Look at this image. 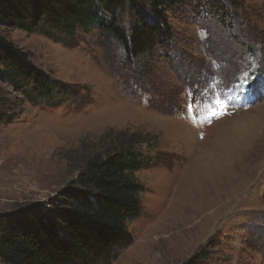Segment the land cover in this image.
<instances>
[{
    "label": "rangeland",
    "instance_id": "374dc122",
    "mask_svg": "<svg viewBox=\"0 0 264 264\" xmlns=\"http://www.w3.org/2000/svg\"><path fill=\"white\" fill-rule=\"evenodd\" d=\"M237 1L173 6L172 39L139 58L97 29L0 27L59 84L50 102L0 82V219L47 209L105 133L140 132L142 215L111 264H264V0Z\"/></svg>",
    "mask_w": 264,
    "mask_h": 264
},
{
    "label": "trees",
    "instance_id": "16d2710c",
    "mask_svg": "<svg viewBox=\"0 0 264 264\" xmlns=\"http://www.w3.org/2000/svg\"><path fill=\"white\" fill-rule=\"evenodd\" d=\"M187 1L0 0V27L29 33L46 27L48 35H60L64 43L79 30L97 29L119 42L128 56L139 58L168 44L173 36L169 12ZM209 1L218 12L225 8L222 0ZM127 12L133 16L130 25L122 17ZM0 82L31 101L53 102L59 96L58 82L1 31ZM10 110L0 101V125L12 122ZM146 140L140 132L105 133L75 159L80 164L76 177L47 209L1 218L0 263L111 264L133 243L129 225L142 215L144 186L136 172L145 164L140 146ZM203 258L194 256L186 264H200Z\"/></svg>",
    "mask_w": 264,
    "mask_h": 264
},
{
    "label": "snow or ice",
    "instance_id": "6c2138e0",
    "mask_svg": "<svg viewBox=\"0 0 264 264\" xmlns=\"http://www.w3.org/2000/svg\"><path fill=\"white\" fill-rule=\"evenodd\" d=\"M245 75H247V73L245 72ZM247 83V81H245ZM216 105L217 107L216 108H210V112H211V115L213 117H216V116H219V115H223L225 114V110H226V103L224 101H221V100H217L216 101Z\"/></svg>",
    "mask_w": 264,
    "mask_h": 264
},
{
    "label": "bare ground",
    "instance_id": "6f19581e",
    "mask_svg": "<svg viewBox=\"0 0 264 264\" xmlns=\"http://www.w3.org/2000/svg\"><path fill=\"white\" fill-rule=\"evenodd\" d=\"M238 172V171H237Z\"/></svg>",
    "mask_w": 264,
    "mask_h": 264
}]
</instances>
